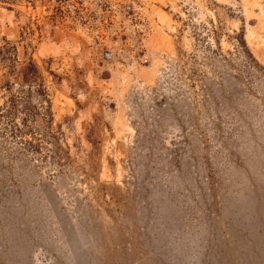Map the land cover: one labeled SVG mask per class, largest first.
Returning <instances> with one entry per match:
<instances>
[{"label":"rangeland","instance_id":"obj_1","mask_svg":"<svg viewBox=\"0 0 264 264\" xmlns=\"http://www.w3.org/2000/svg\"><path fill=\"white\" fill-rule=\"evenodd\" d=\"M31 62L0 264H264V0H0V115Z\"/></svg>","mask_w":264,"mask_h":264},{"label":"trees","instance_id":"obj_2","mask_svg":"<svg viewBox=\"0 0 264 264\" xmlns=\"http://www.w3.org/2000/svg\"><path fill=\"white\" fill-rule=\"evenodd\" d=\"M240 41L241 44L244 45V42L241 38ZM25 71L28 73L27 75L29 77V80H31V82H33L36 85L35 87H38L36 93L42 97L45 105H43L42 103H39L38 105L31 103V101L28 99L29 96H24V95L17 97L11 96L7 102V105L4 108L5 111L2 112L0 115V118L1 120L5 118L6 124L10 127L11 137L20 139V142L25 144L28 147V149L31 150V152L40 150L41 139H43L47 143L49 144L51 143V145L54 147L53 151H51L53 157L55 155L61 156L62 153V155L66 159H69L70 158L69 152L61 146L55 135L49 132V130L52 128L53 116L51 112L50 101L47 98L46 91L44 90L43 85L40 84L41 76L40 74H38V71L32 62L29 64V66ZM37 81L40 82L37 83ZM29 93H31V91L29 92L28 90V94ZM19 107L21 110H19ZM20 112L23 113L24 117L22 119V122L18 124L15 122L14 117ZM38 119L41 121V123L44 124L45 127L43 129L45 130V132H42L41 134L42 137L40 138L35 137L37 135L36 130L38 128L35 126L34 122H37ZM28 122L29 124H27ZM24 128L28 130L27 134L30 136V140H25L24 136L26 134H23L22 132V129ZM46 136L52 140L48 142ZM77 150L79 151V148H77Z\"/></svg>","mask_w":264,"mask_h":264}]
</instances>
